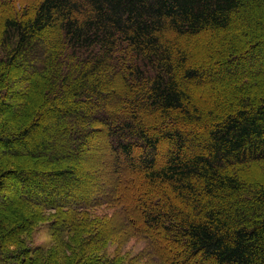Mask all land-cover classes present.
<instances>
[{
  "label": "trees",
  "instance_id": "trees-1",
  "mask_svg": "<svg viewBox=\"0 0 264 264\" xmlns=\"http://www.w3.org/2000/svg\"><path fill=\"white\" fill-rule=\"evenodd\" d=\"M262 18L264 0H0V218L10 213L0 219V264H130L122 243L132 238L146 251L156 239L161 251L181 244L165 264H264V185L253 184L252 170L264 164V94L236 103L226 94L264 76V36L255 49L236 43L243 27L263 29ZM12 73L23 89L37 83L47 104L5 128L22 103L7 84ZM115 81L135 86L126 115L127 97L107 88ZM98 152L117 180L106 205L121 204L122 220L109 236L100 232L107 217L93 218L81 234L66 226L49 244L30 245L40 218L14 214L5 181L18 178L9 183L15 198L26 191V204L47 202L57 222L84 218L100 201L88 198L77 163ZM23 153L51 170L18 168ZM146 187L161 193L142 198ZM63 198L71 199L53 201ZM112 242L115 254L103 250Z\"/></svg>",
  "mask_w": 264,
  "mask_h": 264
},
{
  "label": "rangeland",
  "instance_id": "rangeland-1",
  "mask_svg": "<svg viewBox=\"0 0 264 264\" xmlns=\"http://www.w3.org/2000/svg\"><path fill=\"white\" fill-rule=\"evenodd\" d=\"M33 0H22L23 5H28L32 3ZM260 21H263L261 24H264V18H262ZM260 28L256 32H253V29L248 31L246 27L242 28V32L240 35H238V38L236 39V43L238 45V48L240 49H247L248 47H253L255 45V48H258L257 46L258 40L260 39V36H264V25L263 29L262 26L259 25ZM253 44V45H252ZM252 45V46H251ZM261 48V47H260ZM10 77L7 79V84L10 85V87L18 92V95H16L14 101L19 103V101H22V103L16 104V106H12L14 110H11L10 116L5 119V128L8 126L15 125L17 122L21 121H26L27 115L29 117H34V114L39 111L42 107H45L47 102L45 98L41 97L39 94V88L37 86V83L33 86V88H27L23 89V84L22 79L19 78L20 76L15 75L12 73V75H9ZM251 81L253 86L249 87H244L236 90L229 89L227 94V99L229 102L236 103L237 97L241 95H248L253 92H256L258 94H264V76L257 74L256 76H251ZM21 80V81H20ZM36 80V79H35ZM34 78L33 81L35 82ZM20 82L19 84H14L13 83ZM116 88L121 95L127 97V102H123L122 109L119 110L120 113L122 114H127L128 109L127 107L131 108L133 106V103L130 102L129 98L133 94L135 86L134 85H128L124 81L121 82H113L111 86H108L107 88L113 89ZM26 97V99H24ZM14 102V103H15ZM27 106V108H25ZM22 107V108H21ZM24 107V108H23ZM34 108L35 111H32ZM17 110V111H16ZM31 110V111H30ZM29 112V113H28ZM28 117V118H29ZM145 117V115H144ZM147 121H153L156 123L158 122L159 118L153 117V118H146ZM108 155V154H107ZM107 155L103 154L101 155V152H98L97 156L94 157L93 161H86L82 160L81 162L77 163L82 169V174H83V179L89 184V187H92L93 189V194L92 196H88V198H91V201L94 200H99L100 206L97 207V209L92 210L90 213H87L86 216L80 217V216H75V212L71 213L66 217V220L63 222L61 219V222L56 221V210L50 208L47 204V202H44L45 205L42 202L41 205H32V204H26V201L24 199V195H27L26 191L23 192L22 195V200L16 199L15 198V191L12 192V189H10V181H19L18 178L13 177L11 179H7L4 183L3 188V194H7V197H14V214L20 213V215L24 216L25 218L30 217L32 218V221L37 218L39 222L37 225L33 228L31 233L29 234V244L32 245L33 247L39 246L42 244H49L50 241H52L53 234L55 236L59 235L58 233L66 226H69V230L67 231L68 234L71 236L77 235V233L81 234L83 231L87 229V222L88 221H93V218L100 219L102 217H107V220L104 222L102 225L100 232L103 233L104 229L107 228L108 232L107 235L111 234L115 228L119 224V221L122 220V218H115L114 217V212L121 210V204L116 205V207L110 208L108 205H106V198L108 194L109 189L116 184V177L114 174L111 173V166L108 163L110 161L109 157H106ZM10 160L11 156H7ZM16 158H13L14 160L17 161L18 168L28 170V171H36V172H47L48 170H51V164H43L41 161V158L39 155H33L32 153H26V154H20V155H15ZM106 157V158H105ZM75 162V161H73ZM72 162V163H73ZM19 170V169H18ZM253 174L257 177L256 182L253 181L255 185H264V164H257L254 165L253 167ZM256 172V173H255ZM22 183V182H21ZM23 183H26L28 188L29 185L27 183V180L24 179ZM25 188V187H24ZM34 191L31 192L32 195L35 196V192L37 193V189H33ZM95 192V193H94ZM136 192V191H135ZM132 193L134 198H137V195L139 196L138 191L136 193ZM67 194H73L71 191L66 192ZM161 193L160 189H146L144 188V191L140 193V196L145 199H149L151 196L158 195ZM80 196H85V192L78 193ZM44 198L45 196H42L37 193V196H35L36 200H40L38 198ZM162 201L164 199L163 195H161ZM73 198V197H71ZM71 198H63L61 200H53V201H59V203H63L66 201H70ZM56 199V198H54ZM45 200V199H44ZM49 201V200H45ZM133 201V199H132ZM13 202V200H12ZM29 202V201H28ZM53 204L52 202H50ZM103 204V205H102ZM140 212L136 211L134 212V216L139 214ZM6 214V212L4 213ZM59 214V213H58ZM10 213L6 214L5 216L1 217L0 219H7L6 216H9ZM78 215V214H77ZM15 216H11V219H14ZM81 220V221H80ZM8 222H3L2 223V229L1 231L6 232L7 228L6 227ZM9 226V223H8ZM54 232V233H53ZM74 233V234H71ZM67 234V235H68ZM106 235V236H107ZM64 239H67L64 238ZM11 239H6L2 238V243H9ZM164 242L159 241L156 239L155 242H153V247L149 251L145 245V242L141 239L137 238H132L126 241L125 243H122V249L124 252L122 254L125 256L127 261L130 264H161L160 261V256L162 257L163 263H164V257L171 254H174L175 252H180L182 253L184 251L183 246L180 244H175V242H170L169 246L166 250L161 251L157 246L159 245L160 247L163 246ZM11 248V247H10ZM160 251V256L157 254V249ZM118 249H120L119 244L117 242H112L110 245L103 250L105 252H110V253H117L119 252ZM158 258V259H157ZM165 264V263H164Z\"/></svg>",
  "mask_w": 264,
  "mask_h": 264
}]
</instances>
